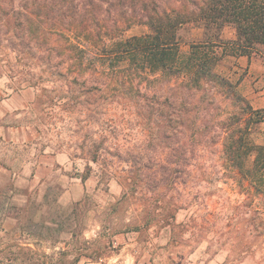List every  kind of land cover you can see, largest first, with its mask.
Here are the masks:
<instances>
[{
	"label": "rangeland",
	"instance_id": "obj_1",
	"mask_svg": "<svg viewBox=\"0 0 264 264\" xmlns=\"http://www.w3.org/2000/svg\"><path fill=\"white\" fill-rule=\"evenodd\" d=\"M24 3L0 0V125L26 132L9 149L15 171L33 153L45 163L27 177L0 174V264H264V185L248 192L226 169L221 122L239 105L206 85L165 146L162 115L149 106L155 83H143L148 97L105 87L97 103H78L38 58V44L12 48L14 10ZM147 31L136 25L126 35ZM183 35L204 36L198 26ZM235 36L227 24L222 38ZM236 58L228 50L216 71L244 96ZM173 83L163 84L161 100ZM250 138L264 142V121Z\"/></svg>",
	"mask_w": 264,
	"mask_h": 264
},
{
	"label": "trees",
	"instance_id": "obj_2",
	"mask_svg": "<svg viewBox=\"0 0 264 264\" xmlns=\"http://www.w3.org/2000/svg\"><path fill=\"white\" fill-rule=\"evenodd\" d=\"M14 16L12 48L24 52L26 44L28 50L38 44V58L68 81L67 92L78 103H97L107 97L105 87L148 97L143 83H155L156 99L149 106L162 115L165 146L171 128L186 121L185 112L197 106L193 99L206 85L231 98L240 113L221 122L229 178L251 193L263 187L264 142L253 141L250 130L264 121V109H254L216 65L228 50L236 57H264V0H25ZM227 24L235 27L234 39L222 38ZM136 25L148 31L127 36ZM195 26L203 29V38L185 41L184 30ZM184 41L189 51L183 55ZM171 82L161 100L159 91L163 95V84ZM249 156L252 166L245 167Z\"/></svg>",
	"mask_w": 264,
	"mask_h": 264
},
{
	"label": "crops",
	"instance_id": "obj_3",
	"mask_svg": "<svg viewBox=\"0 0 264 264\" xmlns=\"http://www.w3.org/2000/svg\"><path fill=\"white\" fill-rule=\"evenodd\" d=\"M236 74H241L239 77L238 87L243 95L248 98L251 106L254 109H264V57L260 55L248 57L241 55L236 58ZM26 134L21 128H13L7 125H0V174L8 177H27L34 172L36 166L45 163L44 155L38 158L37 153H33L26 158L22 170L15 171L13 166L9 164V150L11 142L22 146ZM13 146V145H12ZM60 157V156H59ZM58 156H52L49 160H56ZM37 171V170H36Z\"/></svg>",
	"mask_w": 264,
	"mask_h": 264
}]
</instances>
